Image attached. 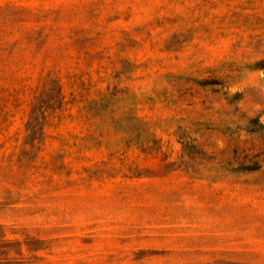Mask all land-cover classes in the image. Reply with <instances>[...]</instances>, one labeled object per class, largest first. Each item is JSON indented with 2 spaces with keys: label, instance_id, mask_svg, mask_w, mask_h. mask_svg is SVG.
<instances>
[{
  "label": "rangeland",
  "instance_id": "obj_1",
  "mask_svg": "<svg viewBox=\"0 0 264 264\" xmlns=\"http://www.w3.org/2000/svg\"><path fill=\"white\" fill-rule=\"evenodd\" d=\"M259 124L264 0H0V264H264Z\"/></svg>",
  "mask_w": 264,
  "mask_h": 264
},
{
  "label": "trees",
  "instance_id": "obj_2",
  "mask_svg": "<svg viewBox=\"0 0 264 264\" xmlns=\"http://www.w3.org/2000/svg\"><path fill=\"white\" fill-rule=\"evenodd\" d=\"M203 86H207V84L208 83H201ZM226 100L228 101V104H232V103H234V102H236L238 99H239V95L238 94H235V95H233V96H229V94H226ZM259 127L260 128H264V125H262V124H259ZM183 146H184V150L185 149H192V148H194L192 145H189V144H183ZM250 162H252V161H250ZM248 168V170H259V169H261V167L260 166H258V163H253V166L252 167H247Z\"/></svg>",
  "mask_w": 264,
  "mask_h": 264
}]
</instances>
